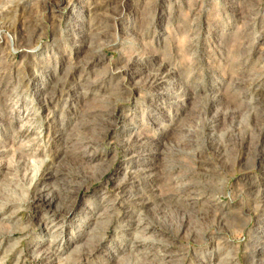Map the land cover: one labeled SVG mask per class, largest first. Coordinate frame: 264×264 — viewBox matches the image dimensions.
Wrapping results in <instances>:
<instances>
[{"label": "rangeland", "instance_id": "obj_1", "mask_svg": "<svg viewBox=\"0 0 264 264\" xmlns=\"http://www.w3.org/2000/svg\"><path fill=\"white\" fill-rule=\"evenodd\" d=\"M94 1L0 0V264H264V122L237 162L231 129L241 108L264 111V0H114L97 21L78 11ZM49 166L60 175L39 182ZM218 183L217 208L182 227L167 199ZM42 188L74 214L52 217Z\"/></svg>", "mask_w": 264, "mask_h": 264}, {"label": "bare ground", "instance_id": "obj_2", "mask_svg": "<svg viewBox=\"0 0 264 264\" xmlns=\"http://www.w3.org/2000/svg\"><path fill=\"white\" fill-rule=\"evenodd\" d=\"M113 1L114 0H98L97 2L94 1V3H92L91 5H88L87 7H82V9H79V10L77 9V10L80 13H82V14H86L87 13L89 15H92L94 17V21H97L99 19H102V17H104V15L102 14V11L104 9H106V8H109L110 5L113 3ZM8 22H9V20H8ZM101 23H102L101 21L97 25H96V23H94V27H93L92 32H94V34H96L97 36H102L103 34H105V31H107V29H106L107 28V25H102ZM16 31L19 32V33H21L22 32V28L19 27V28H17ZM92 47H94V51H95L96 54H98L102 50H104L103 47H102V44L101 45H99V44L98 45H95L94 44V46H92ZM136 61L137 60H134V63ZM163 78H165V77L162 76V75H157L156 77H154L153 80L155 82L161 83L164 80ZM227 91H228L227 93H231V94L235 93V91H233L230 88H228ZM245 94L248 95V92H245ZM167 95H171V94L168 93ZM240 99H242V98L241 97L238 98V100H240ZM221 100H222L221 98L218 99V101H221ZM255 103L256 102H254V108L251 109V110L245 111L246 108H241V113L239 114V116L241 118V123L239 125L234 124V122H233V124H231V129H238L239 132L242 133V134L240 133L239 135H242V136L244 135L245 136V138L243 139V144L240 146V149L236 153V157H235L236 162H237V160H239L244 155V152H245L244 150L246 149L244 147V144H246V142L248 141V138L246 139V135L250 131V127L247 124L251 120L260 121V123H263L264 122V111L261 109V106L258 105V103H256V104ZM241 105L242 106H246L243 101H242ZM233 115H235V118H237V114H233ZM109 116H111V115H109ZM220 116L221 115L218 114L217 116H214L212 119L208 120L205 123L206 128H213V127L217 126V124L219 122V117ZM93 123H95V122H93ZM93 123L91 121H87L86 125L93 124ZM179 129H181V131H182L184 129H189V128L179 127ZM262 131H263L262 133H263V137H264V128L262 129ZM192 136H194V134L191 133V131H188L187 135L185 137H183V142L192 143L194 141L193 138H192ZM95 142L96 141H94V140H87L86 141V144L93 145V143H95ZM82 145L83 144H81V146H80L81 148L80 149H82V147H83ZM66 148H67V151H69V152L71 151V149H69V147H66ZM87 148H89V147H87ZM222 148H224L225 150H228L230 148V146L225 143V144L222 145ZM73 153H75V151ZM76 153H78V152H76ZM262 160H264V159L261 158V161ZM261 161H259V162H261ZM262 162L259 163V166L262 164ZM49 167L50 168L44 172L43 176L40 177V179L38 180L39 182L40 181H43L45 179L57 177L58 175H60L59 168L56 169L53 166H49ZM252 169H254V168H252ZM68 175H75V174L73 172H69ZM64 181H65L66 185H69V186H72V187L75 185L74 182H72V181H67V180H64ZM195 186H198V188H201V189H197L198 190L197 192H194V194H196V196H198V197H192L190 195V193L189 194L187 193L185 195H180V196L174 195L173 197H169L167 199L170 203H174L176 201H180L182 203V206L187 209L184 213H181V216H179L180 218L177 219L179 221V224L182 227L183 226H187V224H189V222L191 220V218H190L191 215L190 214L195 215V218L197 220H201V216L198 218V213L194 212V210H193L194 207H199V205H202V206L205 205L206 207H213V209L217 208L216 206L218 205V203L215 204V202H217L218 196L221 194V191L220 190H224L225 189V183H218L216 185V190H214V191H212V190L210 191V190H208V189H206V188H204L202 186L200 187L199 185H195ZM195 186H193V187H195ZM190 188H192V185H185V187L183 185L181 192L182 193H186V191H188ZM37 191L39 192V194L35 197V200L34 201L41 202V205H43V206H50V207H52V208H50L51 213H53L52 217L58 218V216H62L64 218H66V219L71 217V214L73 213L72 209H69V210H66L65 212H63L61 209H59L57 207L54 210L53 209L54 206L52 204L53 200L51 201V199H49V196L44 193L46 190H43V188H42L40 190L38 189ZM60 191L61 192H65L67 194L66 195L67 196L66 199H64L65 201H67V202H72L73 201V203H76V201L78 199V192L80 191V189H77V188L76 189H74V188L73 189H60ZM255 191L256 190H254V187L253 188L251 187V191H249V192L253 194ZM256 192H257V194L255 196V199H258L261 202H264V190H262V191L257 190ZM68 196H71L73 198H69ZM205 200H206V202L204 203ZM66 204L67 203H64V204L59 203L58 205H66ZM50 219L51 218H49V216L48 217L45 216V221L46 220H50ZM197 220H196V223L198 222ZM170 223H174V222L173 221H170ZM138 224L139 223H137V225ZM147 224H149V223H147ZM156 224H157V226H159L160 228H162V231L167 232L166 229H165V227L163 226L164 225L163 222H160V220H159V222L156 223ZM42 225L43 226H45V225L48 226L47 223L46 224L43 223ZM142 225L143 224H140V226H142ZM147 226H150V228H153L151 224H149ZM154 226H156V225H154ZM194 226H191L188 229L189 230L188 232H190V233H194L195 232V234H196L199 230H196L195 231L194 230ZM178 228H179V225H178ZM147 229L148 228H146V230ZM109 230H110V228L108 226H106V227L103 226L100 231L98 230L96 232L97 233L103 232V234H106V233H109ZM259 233H261L262 234L261 236L264 238V226L263 225L260 226ZM135 237H136V239H135L136 240L135 241L136 243H142L143 242L142 244L144 246L147 245L146 240H142V237L141 236H135ZM92 241H93L92 242L93 244L100 246L101 243H102V241H103V239L102 238H99V239L96 238V239H93ZM256 242H258V243H261V242L264 243V239L256 240ZM160 244H162V247H163V249L159 250V252H161V253L162 252H165L168 249V247H169L168 244H164L163 242L162 243L160 242ZM90 245H91V243H90ZM261 249H264V248H259L257 250V253H262V250ZM161 256L168 257V256H172V255L166 253V254H163ZM158 257L160 258V255L159 254H158ZM230 260L231 259H229V261ZM124 263L125 264H141L140 262L139 263L138 262H132L131 260H129L127 262H124ZM181 264H183V263H181Z\"/></svg>", "mask_w": 264, "mask_h": 264}]
</instances>
